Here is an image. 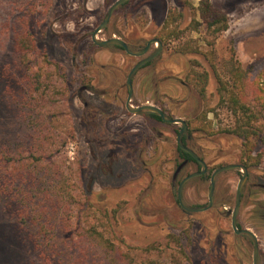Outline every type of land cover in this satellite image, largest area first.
<instances>
[{"label": "rangeland", "instance_id": "obj_1", "mask_svg": "<svg viewBox=\"0 0 264 264\" xmlns=\"http://www.w3.org/2000/svg\"><path fill=\"white\" fill-rule=\"evenodd\" d=\"M115 1L0 0V264H252V243L231 227L241 170L216 176L209 209L184 210L178 183L201 167L177 151L181 124L125 108L127 74L156 44L136 57L92 42ZM198 2L128 0L97 37L137 50L167 10L181 14L178 38L133 74L131 104L185 121V145L207 165L183 186L188 206L207 202L217 167L250 164L237 222L256 234L264 264V0H210L227 16L216 35L194 27ZM26 32L34 46L21 54ZM186 42L199 51L177 52ZM231 49L256 116L249 138L228 132L237 115L210 67L230 81ZM204 73L201 95L192 81Z\"/></svg>", "mask_w": 264, "mask_h": 264}, {"label": "trees", "instance_id": "obj_2", "mask_svg": "<svg viewBox=\"0 0 264 264\" xmlns=\"http://www.w3.org/2000/svg\"><path fill=\"white\" fill-rule=\"evenodd\" d=\"M197 11L200 20H194L195 25H203L213 35H216L228 28L226 14L214 8L210 0H199ZM180 17V13H177L175 10H169L157 37L162 42V44H166L170 40H172V38L178 37L179 30L174 24L180 19ZM33 43V36L30 32H26L23 33L20 38H18L17 48L21 51V54H24L25 49L28 46L33 48ZM115 46L122 48L118 45ZM176 51L180 53H197L199 49L197 46H190L189 44H185L183 46H177ZM206 55L212 56L211 51L207 52ZM224 60V67L230 75V81H226L221 77V75L217 71L216 63L210 61V67L216 77L218 83V93L220 94L221 100L225 101L232 112L237 115L236 126L228 130V132L235 133L237 135L243 136L244 138H249L251 132L246 130V127L252 123L251 119L256 118V116H254V111H251V109L247 106L244 95H241L245 88L246 74L245 71H243L240 67L239 63L236 61L235 51L233 49H231L229 58ZM195 74L198 73H194V75ZM204 74L193 77L192 81L194 83V87L199 91L198 93L201 95H203L204 93V85L206 84L207 78L206 73ZM150 115L161 120L160 116L155 113H150ZM183 143L185 144L184 138ZM177 151L184 161L196 162L190 154L183 151L178 146ZM244 165L248 167V165L250 164L246 161L244 162Z\"/></svg>", "mask_w": 264, "mask_h": 264}, {"label": "water", "instance_id": "obj_3", "mask_svg": "<svg viewBox=\"0 0 264 264\" xmlns=\"http://www.w3.org/2000/svg\"><path fill=\"white\" fill-rule=\"evenodd\" d=\"M128 0H116L111 4V6L108 8L105 17L103 20L94 28L92 34H91V40L94 44L98 46H107V45H118L121 46L125 52L129 55L136 56V57H142L144 56L151 44H157L155 50L151 52L150 54L144 56L141 58L128 72L127 77H126V84H127V97L125 100V108L127 111L131 113H141V112H150V113H155L158 116H160L161 120L166 122V123H180L181 127L179 129V132L177 134V146L182 149L183 151L187 152L192 156V158L200 165V169L197 171H194L185 177H183L180 182L178 183L177 186V200L179 205L186 211L189 212H202L207 209H209L213 203V194H214V188H215V179L216 176L225 170H231V169H240L242 172L241 177L239 178L237 185H236V191H235V205L231 212V227L234 231L235 234H240V235H246L249 237V239L253 243V264H258V252H259V246H258V239L256 235L249 229L247 228H240L238 227L237 223V215H238V210L240 207V202H241V190L244 182L246 181L247 178V167L244 164L240 163H230V164H225L217 167L210 175V186L208 189L207 197L208 200L207 202L199 207H193V206H188L187 204L184 203L183 197H182V189L184 184L191 178L200 176L206 172L207 165L202 160L191 148L187 147L182 140L184 128H185V121L180 119V118H170L168 117L165 112L158 106L152 105V104H142L139 106H133L131 104V98L133 94V85H132V76L135 73V71L140 68L142 65L150 61L152 58H154L160 51L161 49V42L159 41L158 38H151L144 47L134 50L131 49L127 43L121 39L120 37H110V38H105V39H100L97 37V34L104 29L106 24L108 23L112 13L114 10L122 5L123 3L127 2Z\"/></svg>", "mask_w": 264, "mask_h": 264}, {"label": "flooded vegetation", "instance_id": "obj_4", "mask_svg": "<svg viewBox=\"0 0 264 264\" xmlns=\"http://www.w3.org/2000/svg\"><path fill=\"white\" fill-rule=\"evenodd\" d=\"M168 12H169V10H167V13H166L165 18H164V20H163V23H164V21H165V19H166V17H167ZM197 12H198V11H197ZM198 17H199V16H198ZM199 20H200V19L198 18V21H199ZM162 25H163V24H162ZM199 26H200V25H195L194 27H195V28H198ZM204 28H205V27H204ZM205 29H206V28H205ZM206 30H207V29H206ZM207 31H208V30H207ZM179 32H180V30H179ZM208 32H210V31H208ZM178 35H179V33H178ZM212 35H213V34H212ZM154 38H157V37H154ZM177 38H178V37H177ZM149 40H150V39H149ZM149 40H148V41H149ZM148 41H147V42H148ZM159 41H160V40H159ZM147 42H146V43H147ZM160 42H161V41H160ZM169 42H170V41H169ZM169 42H168V43H169ZM168 43H166V44H168ZM155 44H156V43H155ZM161 44H162V42H161ZM166 44H162V46H164V45H166ZM185 44H189V45H190V43L186 42V43H183V44H181V45L178 44L177 46H183V45H185ZM145 45H146V44H145ZM151 45H152V44H151ZM153 45H154V44H153ZM156 46H157V44H156ZM162 46H161V48H162ZM177 46H176V47H177ZM143 47H144V46H143ZM154 50H155V49H154ZM154 50H153V51H154ZM160 50H161V49H160ZM153 51H152V52H153ZM159 52H160V51H159ZM150 53H151V52H150ZM150 53H149V54H150ZM179 53H180V52H179ZM157 55H158V54H157ZM157 55H156V56H157ZM156 56H155V57H156ZM152 59H153V58H152ZM152 59H151V60H152ZM183 133H184V132H183ZM182 140H183V136H182ZM202 175H203V174H202ZM200 176H201V175H200ZM237 223H238V222H237ZM238 227L243 228V227L239 226V224H238ZM247 229H248V228H247ZM253 233H254V232H253ZM254 234H255V233H254ZM237 235H240V234H237ZM255 235H256V234H255ZM241 236H246V235H241ZM246 237H247V236H246ZM247 238L249 239V237H247ZM249 240H250V239H249ZM250 242L252 243L251 240H250ZM252 246H253V243H252ZM252 253H253V250H252ZM252 264H253V256H252ZM258 264H260V253H259V252H258Z\"/></svg>", "mask_w": 264, "mask_h": 264}]
</instances>
